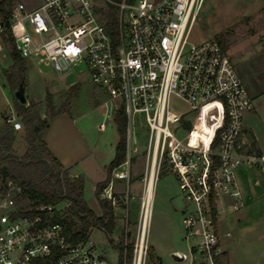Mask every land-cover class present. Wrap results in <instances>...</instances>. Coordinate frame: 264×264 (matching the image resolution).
I'll list each match as a JSON object with an SVG mask.
<instances>
[{"label":"built area","instance_id":"2783aa9c","mask_svg":"<svg viewBox=\"0 0 264 264\" xmlns=\"http://www.w3.org/2000/svg\"><path fill=\"white\" fill-rule=\"evenodd\" d=\"M202 1L38 0L30 7L27 0H0L7 11L0 8V53L15 48L23 59L61 73L84 63L92 83L106 94L101 105L107 114L122 106L126 117L125 157L113 168L114 178L129 188L137 123L147 132L141 149L148 154L144 187L150 170L156 179L162 170L174 174L186 202L181 209L185 237L197 235L193 253H205L210 264H217L218 200L228 197L233 210L243 206L235 170L257 166L264 171V152L250 149L244 136L243 116L253 98L232 59L215 37L190 40ZM112 6L114 23H108ZM260 43L264 48V31ZM174 97L187 108H173ZM4 121L14 130L23 128L13 112ZM102 189L100 196L110 205H125L116 263L89 237L70 240L65 223L53 216L54 210L62 212L58 202L31 198L17 179L0 176V264H146L144 192L131 236L129 191L117 196L113 178Z\"/></svg>","mask_w":264,"mask_h":264},{"label":"rangeland","instance_id":"374dc122","mask_svg":"<svg viewBox=\"0 0 264 264\" xmlns=\"http://www.w3.org/2000/svg\"><path fill=\"white\" fill-rule=\"evenodd\" d=\"M27 2L30 7H34L38 0H27ZM263 31L264 0H203L191 29L190 40L200 42L209 37H215L219 40L221 46L235 64L244 84L255 95L257 90L264 89V48L260 43V34ZM9 63V52L4 50L0 53V133H4L9 129L8 126L2 125L1 112L3 109L13 106L12 112L17 117H21L14 107V100L23 103L15 96L17 88L11 89L8 81L3 76L4 72H1L2 67V70L9 68ZM25 64L27 72L25 84L21 90L27 98V102H34L35 109L44 108L45 115H47L46 93L49 92L55 112H60L69 107L67 115L57 117L74 118V123L77 124L81 133V136L75 142L78 150L86 155L82 163H86L92 171L95 169L94 173H98L97 165L101 160L108 162L112 159L114 155L113 147L118 134L114 121L106 119V117L113 116L112 111L107 114L108 110L101 105L106 98L105 92L92 83L85 73L84 63L72 65L63 73L55 71L49 64H37L29 60H25ZM72 83H78V88L65 104L70 92L68 89ZM259 101L263 105L264 96ZM170 104L179 111L185 110L188 106L186 102L178 97L172 98ZM137 118L143 123L140 116ZM102 119L106 124V128L99 126ZM11 131L13 133L11 151L20 156L26 149L25 137L27 130L23 125L22 129H11ZM134 131L137 133L138 145L130 157L129 182L131 186L129 184L128 188L125 180L114 178L113 170L110 177L114 181L115 194L117 196L122 195L128 190L132 199L129 204L128 219L129 226L132 228L131 236L137 228H135V221L137 220L139 204L144 192V177L147 173L148 161V154L141 151L147 142V132L144 127H140L137 123ZM92 186L91 179L88 178L84 181L83 196L89 207L100 215L103 209L99 205ZM68 204L69 200L65 198L60 200L56 207L63 211ZM172 205L183 208L186 202L174 174L168 170H162L155 183L148 226V245L151 246L154 255H159L161 259L157 260L159 264H191L192 259L190 261V258L175 260L172 255V250L175 248L189 254L190 245L194 242V239L185 237V229L181 222L182 212L175 211V213L172 211L169 208ZM124 207L122 201H119L116 206H112L115 224L110 232L112 241L98 227L92 228L89 235L97 248L113 263H116L118 259V250L115 244L122 238L121 230L126 221L123 216ZM167 209H169L168 212ZM74 219L78 225V218L75 217ZM227 228H230L233 232L230 225L227 224ZM240 253V248L232 246L230 248L229 264H235L237 262L236 254L240 255ZM193 254L196 256L197 262L199 259H203L201 254L197 252ZM146 264H151L148 259Z\"/></svg>","mask_w":264,"mask_h":264},{"label":"trees","instance_id":"16d2710c","mask_svg":"<svg viewBox=\"0 0 264 264\" xmlns=\"http://www.w3.org/2000/svg\"><path fill=\"white\" fill-rule=\"evenodd\" d=\"M2 5L3 2L0 3V8L6 13L7 11ZM115 11V6L108 9V23H114ZM9 55L11 63L8 69L3 70L5 78L11 89L23 87L27 72L25 59L20 56L15 48L9 51ZM77 88L78 83L70 84L68 89L70 92L65 104ZM14 107L27 130L26 149L20 156L11 151L13 133L10 126L4 133H0V176L17 179L24 192L31 198H43L53 203L65 198L68 199L69 204L61 214L54 210L53 216L65 223L72 242L86 240L94 227L102 228L106 233H110L115 225L113 209L106 199L100 196V192L109 181L113 168L121 163L125 157L126 117L122 106H118L113 114V121L118 133L114 156L106 166L105 178L98 181L94 189L99 205L103 209L100 215L95 213L84 199V179L79 175L69 176L66 168H63L43 139V131L48 125V119L55 114L50 93H46L47 115L44 117L34 108V102L25 105L14 100ZM213 213H215L214 207ZM75 217L79 220L78 225L75 223ZM109 240L112 241V238L109 237ZM115 246L121 247V242L118 241ZM128 257H130V248ZM148 260L151 264H156V261H159L151 246L148 250ZM213 260L220 264L216 254H213Z\"/></svg>","mask_w":264,"mask_h":264},{"label":"crops","instance_id":"0c3cea01","mask_svg":"<svg viewBox=\"0 0 264 264\" xmlns=\"http://www.w3.org/2000/svg\"><path fill=\"white\" fill-rule=\"evenodd\" d=\"M10 63L8 65H10ZM2 68L1 72L3 73ZM3 76L5 78L4 73ZM5 80L7 79L5 78ZM248 92L253 98V107L245 111L243 116L244 136L249 142L250 149L264 152V104L262 105V102L259 101L260 98L264 96V89L257 90L255 95L252 94L249 89ZM24 103L27 105L30 102H27V98H25ZM68 109L69 107L60 112H55L54 116L48 119V125L43 131V139L63 168H66L68 175L71 177L79 175L84 181L88 178L89 180L91 179L92 188L94 190L96 183L105 178L106 165L109 161L106 162V160H101L97 165L98 173H94L95 169L92 171L86 163H82L86 155L81 150H78L77 143L75 142L76 139H79L81 133L77 124L74 123V118L57 117L67 115ZM12 111L13 106L3 109L1 112L2 125L9 127V125L5 123L4 117L7 113ZM37 111L42 117L45 116L44 108L39 107ZM106 119H110L113 122V116L106 117ZM99 126H102L101 128H106L103 119L99 122ZM117 139L118 134L116 141ZM116 141L113 147L114 153ZM235 177L243 199V206L237 210H233L229 205L228 197L225 196L218 200L217 216L220 239L217 245L218 253L216 255L220 264H229L230 248L232 246H237L240 248L241 253L240 255L236 254L237 262L235 264H264V171L257 166H239L235 170ZM155 183L156 181L153 185L151 206L153 203ZM169 208L178 213L182 209V207H176L175 205ZM168 211L169 209H167V212ZM227 224L232 227L233 232L230 228H227ZM226 231H229L228 235L224 234ZM229 237H231V239H229ZM197 238V235H193L188 239H194L195 242ZM172 251L173 256L178 253H185V258H190V261L192 259L191 264H210L206 254L199 252L197 253L201 254L203 259H199L197 262L192 247H190L189 254L178 248ZM157 256L159 260H161L158 254ZM174 258L175 260H181L176 257Z\"/></svg>","mask_w":264,"mask_h":264},{"label":"bare ground","instance_id":"6f19581e","mask_svg":"<svg viewBox=\"0 0 264 264\" xmlns=\"http://www.w3.org/2000/svg\"><path fill=\"white\" fill-rule=\"evenodd\" d=\"M149 173V169L148 172ZM157 179L155 178V174L153 170H150V177L149 179L147 178L145 187H144V202L146 204V209L145 213L143 216V221H142V230L144 231V236L146 235L147 227H148V216L151 214V198H152V191H153V185L154 182Z\"/></svg>","mask_w":264,"mask_h":264},{"label":"water","instance_id":"95a60500","mask_svg":"<svg viewBox=\"0 0 264 264\" xmlns=\"http://www.w3.org/2000/svg\"><path fill=\"white\" fill-rule=\"evenodd\" d=\"M22 87H19L15 90V96L18 97L21 102H25V96L23 95L22 93V90H21ZM174 257L178 258V259H181L180 257H178L177 255H174Z\"/></svg>","mask_w":264,"mask_h":264}]
</instances>
